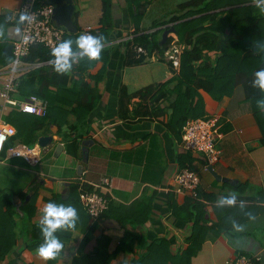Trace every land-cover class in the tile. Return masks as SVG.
Here are the masks:
<instances>
[{"label":"crops","instance_id":"obj_1","mask_svg":"<svg viewBox=\"0 0 264 264\" xmlns=\"http://www.w3.org/2000/svg\"><path fill=\"white\" fill-rule=\"evenodd\" d=\"M24 1L0 0V59L2 54L7 57L4 49L21 37L24 20L18 9ZM73 1V20L79 35L85 28H104L110 30V41L99 59L74 63L69 72L71 86L51 96L48 104L55 107L50 125L36 133L35 145L43 136H53L54 143L41 147V163L33 166L23 158H5V152L0 155V264H136L152 242L164 239L170 242L173 252L184 250L192 223L181 220L178 210L188 204L190 197L173 191L172 181L186 167L200 175L196 199L204 204L209 225L219 224L216 207L224 196L235 194V205L242 201L247 206L242 210L246 216L256 213L254 219L241 224L242 231L232 227L228 233L219 229L218 236L211 234L194 264H226L237 255L258 258L264 264L263 134L252 112L236 118L227 115L236 112L245 100L243 87L237 86L222 101L200 90L204 105L200 116L219 117L223 135L218 143L221 159L209 171L204 155L181 149V127L173 119L171 107L178 93L174 90L177 81H173L169 65L159 61L157 53L143 64H125L127 43L136 28L132 16L136 6L130 7L126 0H111L109 20L103 24L101 0ZM152 3L139 23L141 29L150 28L157 20L150 17L154 12ZM52 66L51 61L28 64L27 71L44 69L41 75L46 76V71L54 72ZM84 83L88 88L82 86ZM159 84H165L157 92L163 96L159 102L150 97L140 104L135 98L129 106L130 117L119 116L122 87L134 94ZM90 89L96 90L101 99L87 113L76 102ZM15 111L19 112L6 106L0 97L1 118H12ZM72 142L75 153L69 148ZM84 142L88 162L83 160ZM18 143L25 144V138L17 132L7 148ZM58 145L62 146L59 150ZM103 178L111 179L113 186L101 184ZM93 184H101L98 191L110 200L109 209L96 221L88 217L80 199L82 190L94 188ZM208 195H214L216 202L207 200ZM48 202L75 207L78 219L73 228L58 230L64 248L54 259L45 261L36 250L43 243L39 224Z\"/></svg>","mask_w":264,"mask_h":264},{"label":"trees","instance_id":"obj_2","mask_svg":"<svg viewBox=\"0 0 264 264\" xmlns=\"http://www.w3.org/2000/svg\"><path fill=\"white\" fill-rule=\"evenodd\" d=\"M126 1L130 7L136 6V14L132 13L136 28L126 48L125 64L127 66L143 64L157 52L160 54L159 61L164 62L166 59L164 54L175 39L182 48L180 74L174 88L178 93L171 104L173 119L176 123H180L181 132L187 120L200 118V113L204 111L200 90L222 101L226 95L231 94L233 89L241 86L245 92V100L236 112L227 115L230 118H236L252 112L262 131L261 144L264 146V107L259 104V101L264 100V91L252 84L254 73L264 68V4H259L258 0L181 1L177 3L176 9L161 19L155 20L150 28L141 29L139 23L151 0ZM101 2L104 11L101 22L106 24L109 20L111 0H101ZM172 27L175 28V32L161 46L164 31ZM152 29L157 30L143 32ZM92 34L101 36L104 45L110 41V30L92 28ZM78 36L79 32L76 34L68 32L64 39L71 38L75 41ZM139 49L142 51L140 52ZM52 59L51 49L43 45H35L25 59V63L36 66ZM10 62L11 58L4 57L2 54L0 68ZM168 62L172 66V63ZM42 71L33 69L22 75L18 83V92L14 97L22 100L36 95L50 102L52 95L56 96L62 90H67V86H71L69 72L57 73L54 70L53 73H47L46 71L45 76L41 75ZM172 71L175 72L174 67ZM164 85H151L134 94H129L127 89L122 87L119 116L123 119L130 117L129 106L135 98L140 99V104L150 100V97L153 102H159L163 96H158L157 92L161 90V87L164 88ZM82 86L88 88L85 83ZM74 95L78 97L77 94ZM100 99L101 96L96 90L90 89L88 93L78 97L76 103L79 109L89 113L95 109ZM52 107L54 108L55 104ZM52 107L49 105L48 114L43 118L15 111L12 113V118H7L6 121L16 127L18 135L23 140L25 138V144L33 147L37 140L36 133L50 125ZM159 110L158 112L165 113L164 109ZM139 111L137 113H140ZM69 148L76 152L74 142ZM73 188L76 194L78 188L76 186ZM206 199L216 202L214 195H208ZM246 208L247 206L241 207V204L234 206L219 204L216 207L219 226L209 225L205 217L204 204L190 197L188 204L178 210L181 220L188 219L192 223L190 235L186 239L187 248L173 252L168 240H156L150 244L146 255L142 256L136 264H194L195 258L211 234L217 235L220 230L228 233V230L233 227V221L242 224L256 214L251 213L246 216L242 211ZM253 261L255 264L261 263V260L255 262L253 259Z\"/></svg>","mask_w":264,"mask_h":264},{"label":"built area","instance_id":"obj_3","mask_svg":"<svg viewBox=\"0 0 264 264\" xmlns=\"http://www.w3.org/2000/svg\"><path fill=\"white\" fill-rule=\"evenodd\" d=\"M18 14L26 15L30 19L23 21L22 33L20 39L13 43L11 62L0 69V97L4 104L10 108H17L19 111L34 115L37 117H46L49 110L47 101L42 100L36 95L26 99L15 98L18 92V83L22 75L28 68L25 59L31 53L35 45H43L51 49L56 44L64 40L68 33L67 29L56 23L55 6L44 0H25L18 9ZM91 33L92 28H85L81 34ZM177 41V40H176ZM174 42V40H173ZM172 42V43H173ZM172 43L165 52V58L168 59L174 68L180 67L181 46L176 42L173 48V56H169ZM157 57H160L157 52ZM17 134L14 126L0 117V155L5 152V158H23L30 165L37 166L42 161L41 146H29L24 143H18L15 146L7 148V143ZM181 149L186 153L202 154L206 158V168L217 164L222 156V151L218 147L222 134L219 131V117L209 116L189 119L183 125L181 132ZM200 175L190 167L180 169L173 177L172 190L177 193L189 195L191 198H197L200 187ZM101 184L111 188L113 181L109 178H103ZM101 184H93L92 189H83L80 194L81 202L86 213L92 221L99 219L110 206V200L98 189ZM255 260H259L255 258ZM227 264H255L253 258L244 255H237L231 258Z\"/></svg>","mask_w":264,"mask_h":264},{"label":"clouds","instance_id":"obj_4","mask_svg":"<svg viewBox=\"0 0 264 264\" xmlns=\"http://www.w3.org/2000/svg\"><path fill=\"white\" fill-rule=\"evenodd\" d=\"M259 4H264V0H258ZM22 20L30 19L26 15H22ZM75 45V47H74ZM104 44L101 36L85 33L79 35L75 41L71 38L64 39L56 44L51 50L54 70L57 73H67L73 68V64L82 59L96 60L99 59ZM254 87L264 91V68L254 73L252 80ZM260 106L264 107V100L259 101ZM220 205L234 206L237 203L235 194L221 197L218 200ZM243 202L241 201V207ZM251 215V214H249ZM254 219V217H252ZM77 209L71 205L57 204L48 202L44 206L42 219L39 224L43 243H41L36 252L43 260L48 261L54 259L64 248L63 242L57 235L58 230L73 228L77 222ZM233 227L237 231L243 230V225L233 221Z\"/></svg>","mask_w":264,"mask_h":264},{"label":"water","instance_id":"obj_5","mask_svg":"<svg viewBox=\"0 0 264 264\" xmlns=\"http://www.w3.org/2000/svg\"><path fill=\"white\" fill-rule=\"evenodd\" d=\"M50 3H52L55 6V16L54 19L56 23L60 26H63L67 29L68 32L70 33H78L79 27L75 24L73 20V14L75 11V4L73 0H52ZM175 32V28L172 27L171 29L165 30L164 34L162 36V40L160 42V45H164L169 36ZM12 50H13V45H9L4 49L5 55L9 58H12ZM39 145L43 148H48L53 145L54 139L53 136H43L39 138ZM85 145L83 147V160L84 162H88V148H87V143L84 142ZM58 150L62 148L61 145H58ZM212 170V166L209 167V171ZM83 173V167L80 166L79 168V174Z\"/></svg>","mask_w":264,"mask_h":264},{"label":"rangeland","instance_id":"obj_6","mask_svg":"<svg viewBox=\"0 0 264 264\" xmlns=\"http://www.w3.org/2000/svg\"><path fill=\"white\" fill-rule=\"evenodd\" d=\"M181 1H187V0H152L153 4V8H154V12L150 13V17L151 19H158L160 18L162 15H166L168 13H170L171 11H173L174 9H176V7L178 6L177 3L181 2ZM50 2V1H49ZM161 15V16H159ZM176 39L174 40V42L172 43V48L169 51V56H173V48L176 44ZM12 59V58H11ZM158 60V59H157ZM168 59L164 61V64L169 65L170 69L173 70V65L171 66L170 64H168ZM175 72L171 71L170 73L174 74L175 76V80L177 81V77L179 76V71H180V67H176L174 68ZM175 84V83H173Z\"/></svg>","mask_w":264,"mask_h":264}]
</instances>
